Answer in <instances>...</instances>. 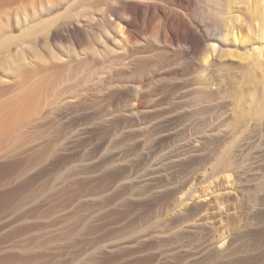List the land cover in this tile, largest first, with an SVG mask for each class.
I'll return each instance as SVG.
<instances>
[{"label":"rangeland","instance_id":"obj_1","mask_svg":"<svg viewBox=\"0 0 264 264\" xmlns=\"http://www.w3.org/2000/svg\"><path fill=\"white\" fill-rule=\"evenodd\" d=\"M183 2L0 0V264H264V49L203 66L194 24L230 28Z\"/></svg>","mask_w":264,"mask_h":264},{"label":"bare ground","instance_id":"obj_2","mask_svg":"<svg viewBox=\"0 0 264 264\" xmlns=\"http://www.w3.org/2000/svg\"><path fill=\"white\" fill-rule=\"evenodd\" d=\"M185 1H188V0H185ZM192 1L193 0H189V2L188 3H182V4H184V6H185V10H190L189 9V7L191 6V3H192ZM204 1H206V2H208V3H206V4H209L208 6L209 7H211V9L209 10V12L208 13H210L211 12V18L212 19H214L215 20V22L216 21H218L219 23H222V24H224L226 27H229L230 29H225V30H223V32L220 30V32L219 33H217L218 35H214V34H216V33H214V34H212L209 30H210V28H208V26H207V24L206 25H204V26H206V28H204V27H201V25H200V23H195L194 24V26L195 27H197V29L198 28H200V32L198 33V35H199V42H204L205 43V45L207 46L206 47V53L202 56V59H201V62H202V65L203 66H205V64H207L208 63V61H209V56H212V60H213V58H214V60L213 61H215V59L217 58H221L222 59V57H224V56H229V55H234V56H238L239 58H240V56H241V58H243V59H247L248 60V62L244 65V63L242 64V63H240L241 65H238L239 66V68H240V66L242 67V68H247V66H249L250 68H253V69H255V68H257L258 67V65L260 64V63H262L261 62V59H260V55H261V52L263 51V49H264V43H262L263 42V39H264V0H259V4H258V10L259 11H257V9H253L254 7H251L250 9L252 10L251 12H252V14H253V16H255V15H257L258 14V16L261 18V24L259 25V30H260V32H259V45H260V47H258V50H257V48H254V49H252V51H251V53L249 52V50H251V49H248V48H246V47H244V49H243V52H240V50L238 51L237 50V47L235 48V47H232V44H235L236 42H239V43H242V42H245V40H249V42H250V37H247V35H245V34H241V30H234V29H236V28H234L233 27V23L236 21V20H238V17H235L236 19H235V21L234 20H232V19H230V18H232V17H230L229 18V16H230V14L228 15V13H230V10H231V8H229V7H227L228 6V4H226L227 6H223V4H225V3H223L222 2V0H204ZM232 2H233V0H232ZM231 4V3H230ZM235 4V3H234ZM254 5V4H253ZM252 5V6H253ZM142 6L144 7V8H148V5H146V4H142ZM230 6V5H229ZM149 7H152V6H149ZM208 7V8H209ZM188 11H186V12H188ZM258 12V13H257ZM228 15V16H225V15ZM165 15V14H164ZM163 15V16H164ZM245 15V14H244ZM237 16V15H236ZM250 16H251V13H250ZM166 17V16H165ZM170 17V16H169ZM169 17H166V21H167V24H168V21H171L172 22V20H171V18H169ZM240 17V16H239ZM255 17H257V16H255ZM254 17V18H255ZM162 18V17H161ZM173 18V17H172ZM170 19V20H169ZM234 19V18H233ZM252 19H253V17H252ZM256 19V18H255ZM213 20V21H214ZM254 20V19H253ZM165 21V22H166ZM256 21V20H255ZM254 21V22H255ZM186 22L187 21H182V22H180L181 24H179V25H183V27H184V25L186 24ZM217 22V23H218ZM253 22V23H254ZM204 23H206V22H204ZM203 23V24H204ZM218 23V24H219ZM236 23V22H235ZM163 24H164V22H163ZM187 24H188V22H187ZM189 24H191V23H189ZM246 24V23H245ZM259 24V23H258ZM231 25H232V27H231ZM171 26V25H170ZM181 26H179V27H181ZM234 26H236V25H234ZM131 24L129 23V22H124L123 24L121 23V24H119V27H118V29H119V31L120 32H124V33H127V34H129V35H133L132 34V32H131ZM222 27V26H221ZM224 27V26H223ZM158 28H160V26L158 27ZM158 28H156L157 30V32H156V37L158 38V40H161V41H165V42H169V43H175V42H184V44H186V43H188V44H191V45H193V44H195V39L191 36V34L192 35H194L193 34V32H191L190 34H186V33H184L183 34V32H182V34L180 35H175V34H173L172 33V31H171V28L168 26V25H166L165 24V26H164V28L163 29H159L158 30ZM185 28V27H184ZM194 28V27H193ZM154 29V28H153ZM183 29V28H182ZM181 29V30H182ZM149 30V29H148ZM155 30V29H154ZM193 30V29H192ZM195 30H196V28H195ZM258 30V29H257ZM150 31V30H149ZM191 31V30H190ZM219 31V30H218ZM123 32H122V35H123ZM147 32V31H146ZM189 33V32H188ZM149 34V33H148ZM152 35V34H151ZM154 35V34H153ZM251 36V35H250ZM254 36H255V34H254ZM131 37H133V36H131ZM194 37H195V35H194ZM66 38V37H65ZM135 38V37H134ZM253 38V37H252ZM255 38V37H254ZM124 40V39H123ZM247 42V41H246ZM236 46V45H235ZM253 46V45H252ZM251 46V47H252ZM250 48V47H249ZM255 49L258 51V52H256L255 51ZM213 52H215V54H214V57H213V55H212V53ZM247 53V54H246ZM243 55V56H242ZM245 55V56H244ZM233 56V57H234ZM260 56V57H259ZM23 57V56H22ZM25 58H26V56H25ZM25 58H23V59H25ZM235 58V57H234ZM216 59V60H217ZM219 59H218V61H219ZM220 59V60H221ZM26 60V59H25ZM211 60V59H210ZM13 61V60H12ZM23 61V60H22ZM240 62V61H239ZM15 65V64H14ZM202 66V67H203ZM207 66V65H206ZM205 66V67H206ZM22 67V66H21ZM245 68V69H246ZM249 70V69H248ZM247 70V71H248ZM17 71V70H16ZM19 71V70H18ZM206 71V70H205ZM250 71V70H249ZM251 71H252V69H251ZM198 73V72H197ZM248 73V72H247ZM202 75H203V72H202ZM247 76L249 77V78H247ZM246 76V78L248 79V81H250V82H253V84H254V82L256 83V82H259V80L260 79H264V78H262V77H257L255 74H249V75H247ZM205 78V77H204ZM261 81V80H260ZM263 81V80H262ZM262 84V83H261ZM264 84V83H263ZM245 85V84H244ZM240 86V85H239ZM260 89V88H259ZM262 100H263V102H264V85H262ZM237 90V89H236ZM194 91V90H193ZM201 91V90H200ZM237 92V91H236ZM27 96H29V95H27ZM199 104V103H198ZM210 105V104H209ZM254 105V104H253ZM3 165H7L6 164V162H4V161H0V167H2ZM9 165V164H8ZM7 165V166H8ZM24 180V179H23ZM28 184V183H27ZM22 185H24V184H22ZM20 186V185H19ZM25 186V185H24ZM12 187V186H11ZM14 187V186H13ZM12 187V188H13ZM32 187V186H31ZM16 188H18V187H16ZM20 188V187H19ZM15 189V188H14ZM10 189H8L7 188V190H2V191H0V207L1 206H3V204L1 205V203H5V202H7V200L9 201V199H7L8 198V196H9V193H8V191H9ZM23 190V189H22ZM26 190V189H25ZM28 191V190H27ZM10 192H11V190H10ZM8 194V195H7ZM30 194V193H29ZM11 196V195H10ZM17 196H19V195H17ZM27 196V195H26ZM30 196H32V193L30 194ZM15 198V197H14ZM17 199V198H16ZM13 200V199H12ZM19 200V199H18ZM21 200V199H20ZM12 202V201H11ZM9 203V202H8ZM5 205H7V204H5ZM9 205H11L10 203H9ZM4 207V206H3ZM5 207H7V206H5ZM2 210V209H1Z\"/></svg>","mask_w":264,"mask_h":264}]
</instances>
